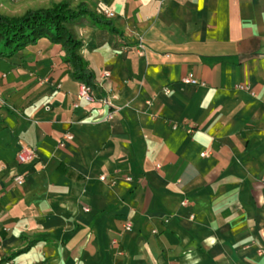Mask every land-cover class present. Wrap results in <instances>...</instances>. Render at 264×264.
Returning <instances> with one entry per match:
<instances>
[{
    "label": "crops",
    "instance_id": "obj_1",
    "mask_svg": "<svg viewBox=\"0 0 264 264\" xmlns=\"http://www.w3.org/2000/svg\"><path fill=\"white\" fill-rule=\"evenodd\" d=\"M72 1L121 36L71 26L94 103L60 44L0 57V264H264V0Z\"/></svg>",
    "mask_w": 264,
    "mask_h": 264
},
{
    "label": "trees",
    "instance_id": "obj_2",
    "mask_svg": "<svg viewBox=\"0 0 264 264\" xmlns=\"http://www.w3.org/2000/svg\"><path fill=\"white\" fill-rule=\"evenodd\" d=\"M83 20L121 36L110 18L90 10L84 2L71 5L69 0H60L46 7L27 9L21 15L0 12V57H11L25 46L45 38L60 44L63 59L72 67L74 78L93 88L94 74L80 53L82 41L71 28Z\"/></svg>",
    "mask_w": 264,
    "mask_h": 264
},
{
    "label": "built area",
    "instance_id": "obj_3",
    "mask_svg": "<svg viewBox=\"0 0 264 264\" xmlns=\"http://www.w3.org/2000/svg\"><path fill=\"white\" fill-rule=\"evenodd\" d=\"M101 14L104 15L105 17H107V18L114 17V12L111 9H109V8H104L101 11ZM138 50L140 52H142L144 50V45L142 43L141 38H139V41H138ZM104 75L108 76V73H105ZM181 82L183 84H195V85L199 84V85H203V83L197 81L192 76V74H188V75L184 76L181 79ZM239 88H246V87L240 85ZM77 100H84L87 103H94L96 101V99L94 97L92 88L81 82L80 86H79V90L77 92ZM98 103L100 105H102V106H107L109 104V101L106 98H99L98 99ZM74 106H76V104H74ZM111 117H112V114L111 113H107V115L105 116V119L107 120V119H110ZM71 139H72V134L70 132L64 133L62 138H61V140H60V142H59V146L63 147L65 145V143L67 141L71 140ZM205 154H206L205 152L201 153L202 156L205 155ZM35 157H36V152H35V149L33 147H31V146H29V145H27L25 143H22V142L18 143L16 152H15V159H16L18 164L30 163V162H32L34 160ZM99 179L101 181H105L106 177L104 175H101L99 177ZM127 179H129V178H127ZM23 180H24L23 175H17L14 178V181L16 182V184H22ZM108 181H109V183H114L113 179H109ZM181 203L183 205H185L187 203V201L183 200ZM130 228H131V224L129 222H126L124 224V229L125 230H130Z\"/></svg>",
    "mask_w": 264,
    "mask_h": 264
},
{
    "label": "rangeland",
    "instance_id": "obj_4",
    "mask_svg": "<svg viewBox=\"0 0 264 264\" xmlns=\"http://www.w3.org/2000/svg\"><path fill=\"white\" fill-rule=\"evenodd\" d=\"M60 0H0V12L9 15H21L27 9L46 7ZM73 5V1L69 0Z\"/></svg>",
    "mask_w": 264,
    "mask_h": 264
}]
</instances>
